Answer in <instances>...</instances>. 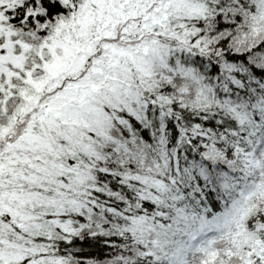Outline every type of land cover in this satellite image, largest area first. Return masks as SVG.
<instances>
[{"label": "snow or ice", "instance_id": "1", "mask_svg": "<svg viewBox=\"0 0 264 264\" xmlns=\"http://www.w3.org/2000/svg\"><path fill=\"white\" fill-rule=\"evenodd\" d=\"M0 264H264V0H0Z\"/></svg>", "mask_w": 264, "mask_h": 264}]
</instances>
